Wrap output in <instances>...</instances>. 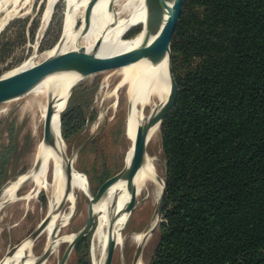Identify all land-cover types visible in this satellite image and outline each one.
I'll list each match as a JSON object with an SVG mask.
<instances>
[{
	"label": "trees",
	"instance_id": "1",
	"mask_svg": "<svg viewBox=\"0 0 264 264\" xmlns=\"http://www.w3.org/2000/svg\"><path fill=\"white\" fill-rule=\"evenodd\" d=\"M171 52L179 94L161 126L167 194L150 264H264V0H189ZM61 123L82 130L84 107Z\"/></svg>",
	"mask_w": 264,
	"mask_h": 264
},
{
	"label": "rangeland",
	"instance_id": "2",
	"mask_svg": "<svg viewBox=\"0 0 264 264\" xmlns=\"http://www.w3.org/2000/svg\"><path fill=\"white\" fill-rule=\"evenodd\" d=\"M47 1L10 0L6 9L0 12V22L6 19L8 21L0 32V78L32 56L45 53L60 39L66 0L57 2L43 39L41 41L38 39L37 34ZM77 25H81L80 18ZM143 27L144 22H138L124 35V38L133 39ZM90 75L78 83L69 96L67 94L61 110L63 117L75 107L82 105L85 110V127L74 133H68L64 127L63 129L61 127V130L67 145L68 156L74 159L76 171L84 177L97 200L99 219L109 204L115 186L110 189L112 182L127 165V157L132 147V128L128 120L129 106L126 92H124L126 88L118 89L121 79L118 67L103 68ZM27 99L28 97L25 96L0 105V154L6 147L12 148L6 174L0 172V191L30 169L29 155L33 147L32 139L28 133H25V125L21 122L19 115ZM151 110L150 106L143 108L145 116H148ZM156 142L148 147L147 152L150 151L148 153L155 158L159 176L164 180L167 162L163 151L161 130ZM24 192L23 189L21 194ZM50 198L48 192L41 191L37 198L29 202L16 201L6 205L0 211V262L23 241L30 238L48 216ZM134 198H136L134 202L130 203ZM157 205L158 199L155 198L154 187L151 186L142 188L138 195L123 203L120 211L123 225L112 264H134L137 248L141 244H134L132 238L144 233L152 224ZM76 206L77 212L72 220L59 231L56 241L60 245L57 251L49 256L47 264H80L88 258L90 264H94L93 234L96 227L82 238H87L88 250H84L86 256L76 251V245L82 239L75 245L66 241L68 236L77 235L85 229L90 221L92 205L87 192L78 193ZM62 212L63 214L68 212L66 204ZM159 238L160 227L143 245L139 260L144 264H150L153 259ZM47 241L48 235L44 232L33 245L34 257L39 258L44 253ZM101 253L102 250L99 247L97 257H100Z\"/></svg>",
	"mask_w": 264,
	"mask_h": 264
},
{
	"label": "bare ground",
	"instance_id": "3",
	"mask_svg": "<svg viewBox=\"0 0 264 264\" xmlns=\"http://www.w3.org/2000/svg\"><path fill=\"white\" fill-rule=\"evenodd\" d=\"M58 1L48 0L46 3L39 33L37 34L39 41L43 39L49 27ZM9 2L10 0H0V12L6 9ZM173 2L174 0H170L166 3L163 13L164 20L168 18ZM147 17L148 0H66L63 29L58 42L45 53L36 54L24 61L19 67L6 75L4 74V77L33 71L55 56L79 47L88 49L96 47L100 50L99 54L102 56L131 50L141 45L146 39L148 33ZM79 18L81 20L80 26L77 25ZM6 20L0 22V32L8 22ZM141 21L144 22L141 32L133 39H125L124 35ZM118 69L121 75L118 89L121 87L126 88L124 92H126L128 99V120L132 128L133 146L137 126L145 119L143 108L150 106L154 109L159 103L164 104L170 95V60L168 56L161 62L141 59L118 67ZM85 78L76 74L55 75L47 78L25 95L28 99L21 107L19 115L21 122L25 125V133H28L32 139L33 147L29 155L30 169L8 183L0 195L1 211L6 205L16 201L29 202L37 198L41 191L50 194L48 212L50 223L45 230L48 235L45 250L52 248V254L57 251L60 245L56 241L59 231L69 224L77 212L78 193L84 194L87 192L89 195L88 184H86L84 177L76 171L74 159L68 156L67 145L61 130V110L68 91ZM54 104L53 127L58 141L55 145H46L44 138L48 114L50 107ZM2 113H5V111H2ZM160 130L159 123L151 129L147 149L157 143ZM148 152L146 164L137 178L136 192H130L127 189L126 182L121 181L115 184L109 204L98 219L93 234L94 264L104 263L106 247L115 232H117V241L119 240L120 229L123 225V220L120 218L123 203L138 195L141 189L147 186L154 187L155 198L158 200L160 198L164 180L159 176L155 158ZM131 157L132 147L127 157V165L130 164ZM68 159L73 170L70 180L71 191L69 193H67L68 180L66 174ZM23 189L25 192L21 194ZM65 204L68 206V212L63 214L62 210ZM96 212L98 215V205L96 206ZM154 223H156V220ZM76 237L77 235H71L65 239L68 242H73ZM144 237V233L133 237V243L136 245L143 244L145 242ZM33 245L31 239L25 240L12 257L10 255L5 256L0 264H35L38 258L33 256ZM99 247L102 253L100 257H97ZM43 264H47V261ZM137 264L144 263L139 260Z\"/></svg>",
	"mask_w": 264,
	"mask_h": 264
},
{
	"label": "water",
	"instance_id": "4",
	"mask_svg": "<svg viewBox=\"0 0 264 264\" xmlns=\"http://www.w3.org/2000/svg\"><path fill=\"white\" fill-rule=\"evenodd\" d=\"M169 1L170 0H148V33L145 41L138 47L126 52L106 56L100 55V50L96 47L91 49L79 47L70 52L55 56L39 68L28 73L10 77H1L0 105L27 95L44 80L55 75L76 74L84 78L89 74H92L93 72L103 68L121 67L141 59H150L153 62H161L168 56L170 60V95L164 104L161 105V103H159V105H156L155 108L151 110L150 114L144 117V121H142V123L137 126L136 135L132 146L131 162L129 165H125L123 170L114 179L110 187L111 189L115 184L122 181L126 182L127 189L130 192H136L137 178L146 164L149 133L151 129L158 123L160 124V127L162 126L163 121L175 109L178 100L179 89L172 70L171 46L178 23L183 13L184 5L188 0H174L172 10L168 18L164 20V7ZM76 86H73L68 91V96L72 93ZM54 106L55 104L50 107L48 114L44 138L46 145H55L58 141V137L54 132L53 127L55 118ZM66 174L68 180L67 193H69L71 191L70 180L73 175V170L69 159L66 167ZM87 189L92 205L90 221L87 227L77 234V237L72 242V245H75L79 240H81L86 234L93 231V229L96 227L98 219L96 206L98 204L89 186ZM1 193L2 190L0 191V195ZM166 194L167 179L165 178L164 187L158 200L154 220L144 232L145 242L153 233H155V231L161 226V223L163 222V211ZM135 199L136 198H134L130 203L134 202ZM155 220L156 223H154ZM49 223L50 215H48L42 221L37 230L28 239H31L34 244L45 232ZM144 243L139 245L137 248L134 264H137L141 257ZM116 245L117 232L112 235L110 241L108 242L103 264H112ZM19 246L11 254H9L10 257L14 255L17 249H19ZM52 252V248L45 250L44 253L36 260L35 264H43L45 261H47L49 256H51Z\"/></svg>",
	"mask_w": 264,
	"mask_h": 264
}]
</instances>
